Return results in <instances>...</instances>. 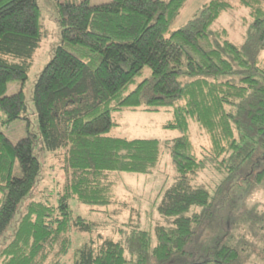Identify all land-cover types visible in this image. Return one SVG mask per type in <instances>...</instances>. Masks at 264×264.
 I'll use <instances>...</instances> for the list:
<instances>
[{
    "label": "trees",
    "instance_id": "1",
    "mask_svg": "<svg viewBox=\"0 0 264 264\" xmlns=\"http://www.w3.org/2000/svg\"><path fill=\"white\" fill-rule=\"evenodd\" d=\"M188 1H58L60 41L32 91L37 128L15 142L2 128L30 126L34 113L24 90L9 95V84L28 79L43 39L41 7L0 0V264H61L75 231L92 236L74 264L243 263L248 248L244 235L232 243L233 229H264V211L236 215L245 187L264 183V5L239 0L252 22L237 45L211 28L234 7L227 0L209 1L174 29ZM147 66L150 75L137 80ZM164 109L173 114L164 127L181 136L110 134L117 112ZM194 125L207 146L194 143ZM165 151L172 181L155 200L154 230L105 213L118 205L125 174L159 172ZM204 174L212 179L200 181ZM73 201L105 220L75 214ZM110 227L118 238L101 233Z\"/></svg>",
    "mask_w": 264,
    "mask_h": 264
},
{
    "label": "rangeland",
    "instance_id": "2",
    "mask_svg": "<svg viewBox=\"0 0 264 264\" xmlns=\"http://www.w3.org/2000/svg\"><path fill=\"white\" fill-rule=\"evenodd\" d=\"M41 7V30L43 32V39L40 47L37 49L34 60L28 72V79L24 81L15 80L9 84L8 94L12 95L24 90L29 101V110L34 113L33 101V86L44 66L51 58L52 49L60 41V27L58 24V1L80 3L84 0H38ZM91 4H100V2L110 0H89ZM211 0H189L181 15L178 17L174 24V29L186 25L195 14L202 8L203 5ZM234 7L230 10L223 12L219 19L211 27L213 30L226 29L228 31L229 39L237 44L242 45L246 39V35L252 22L250 10L248 7L243 6L239 0H227ZM263 5H264V0ZM260 62L264 64V51L260 54ZM151 73L150 68L147 66L143 70L142 75L137 76V80L149 76ZM135 87V83L131 84L130 89ZM118 126L114 127L110 134L117 137H126L128 139L134 138H155L160 140H172L182 135V132L176 129H167L164 127L169 120L173 118L171 110H162L160 112H144V111H122L114 114ZM32 123L30 126L25 120H16L9 125L4 126L2 129L13 141H18L28 135L30 130L37 128L36 113L31 115ZM192 139L197 146H207L209 137L205 134L200 127L194 125L192 127ZM172 159L170 154L165 151L162 155L160 162L159 172L148 175L143 174H125L124 178L120 180L115 189V197L117 199L116 206L105 208V213L109 211H118V222H126L130 218L136 222L139 221L140 227L146 230H154L155 225V200L158 194L172 181ZM52 160H49L50 165ZM48 178L44 184H49L52 180L50 174L46 171ZM57 179H62V174L56 175ZM169 179V180H168ZM212 179L208 174H204L200 181L204 182ZM54 183V182H53ZM41 186L43 184L41 183ZM245 187V186H244ZM236 197L239 196L237 190ZM1 197V194H0ZM234 199L233 197L231 198ZM239 202V208L236 210V215L245 209L257 208L259 211H264V183L261 185H252L245 187ZM121 203V204H120ZM72 207L75 214H82L89 220L104 221L105 213L89 212L88 208L84 205H79L76 201L72 202ZM246 225V224H245ZM245 225H241L240 229H233L234 234L233 244H238L237 235H244L246 249L242 252V264H264V229L256 232L253 236L246 231ZM111 231V232H110ZM103 235H112L118 238V234L113 232V228H108V231H101ZM92 233L75 231L73 232V244L70 251L63 258L61 264H74L77 250L88 241ZM231 243V244H232Z\"/></svg>",
    "mask_w": 264,
    "mask_h": 264
},
{
    "label": "crops",
    "instance_id": "3",
    "mask_svg": "<svg viewBox=\"0 0 264 264\" xmlns=\"http://www.w3.org/2000/svg\"><path fill=\"white\" fill-rule=\"evenodd\" d=\"M105 2H108V1H105ZM100 3H104V2H100Z\"/></svg>",
    "mask_w": 264,
    "mask_h": 264
}]
</instances>
